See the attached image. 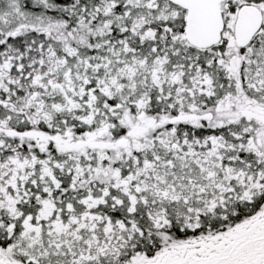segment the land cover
Masks as SVG:
<instances>
[{"label":"snow or ice","instance_id":"obj_1","mask_svg":"<svg viewBox=\"0 0 264 264\" xmlns=\"http://www.w3.org/2000/svg\"><path fill=\"white\" fill-rule=\"evenodd\" d=\"M0 264H264V0H0Z\"/></svg>","mask_w":264,"mask_h":264}]
</instances>
